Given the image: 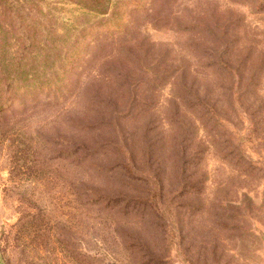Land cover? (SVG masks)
<instances>
[{"label":"rangeland","instance_id":"obj_1","mask_svg":"<svg viewBox=\"0 0 264 264\" xmlns=\"http://www.w3.org/2000/svg\"><path fill=\"white\" fill-rule=\"evenodd\" d=\"M28 2L7 0L2 5L8 10L0 15V101L13 97L7 103L12 105L9 124L0 127V264H134L116 233L124 229V219L94 204L95 196L122 191L125 146L146 136L147 143L135 148L137 154L146 153L155 133L162 132L159 124L173 116V90L180 94L182 81L171 86L170 65L188 69L206 63L190 57L197 47L181 26L208 21L214 31L227 29L240 42L239 54H264V0H111L120 27L92 37L84 36L89 24L106 21L80 5ZM153 6L154 11L148 10ZM123 36L143 50L108 42ZM160 55L165 56L161 65L156 61ZM251 63L257 65L252 60L243 65ZM248 95L242 100L252 110L259 101L247 103ZM226 106L219 112L231 116L227 126L245 132V108L228 109L229 99ZM186 117L180 113L178 121L194 120L191 114ZM75 150L78 155L72 154ZM206 156L205 209L191 215V209L187 213L174 203L167 210L156 199L161 219L152 212L143 234L148 242H158L160 251L145 249L147 257L163 255L169 264H264V175L237 184L259 207L249 211L247 197L236 196L230 186L224 189L230 193L219 191L234 173L230 166L214 153ZM153 162L136 159L137 174L145 179L149 166L156 167ZM262 167L264 172V162ZM136 184L143 192L142 180ZM212 200L226 205L218 213L222 219L211 218L217 208L208 212ZM230 202H241L242 210L228 208ZM207 218L212 227L220 220L247 230L210 231L209 240L217 241L219 251L216 258H207L199 248Z\"/></svg>","mask_w":264,"mask_h":264},{"label":"trees","instance_id":"obj_2","mask_svg":"<svg viewBox=\"0 0 264 264\" xmlns=\"http://www.w3.org/2000/svg\"><path fill=\"white\" fill-rule=\"evenodd\" d=\"M36 1L42 0H29L28 3H35ZM63 1L74 2L84 8L87 13L102 18L100 21H106L101 26L97 22L89 24L88 31L86 34L84 33V36L91 35L92 37L97 32L113 31L120 27L116 23L117 19L119 20L118 13L110 11L111 0ZM6 2L7 0H0V15L8 10L2 5ZM148 10L154 11V6ZM181 27L187 33V39L189 38L188 40H191V43L197 47V51L191 50L189 52L190 57L199 61L204 58L206 63L188 69H179L175 63L170 65V69L166 70V73L167 79H172L171 86L175 88L178 82L182 81L181 93L178 94L175 89L173 90L175 95L172 100V105L175 106L173 116L170 115L159 124L162 132L159 135L158 132L155 133L153 145L146 153L139 151L137 154L135 152V148L140 149L139 142L147 143L146 136H143V141L138 138L130 146H125L122 152L124 157L122 164L125 171H121L120 174L122 191L110 196L94 195L96 197L94 204H103L110 211L120 214L124 219L120 222V227L124 229L122 231L115 229V231L134 264H169L163 255L154 259L147 257L145 249L154 250L159 255L160 244L147 241V236L143 234L144 223L150 221L152 212H155L157 216L161 212V207L156 199H160V204L165 205L167 210H170L171 204L175 203L176 208L188 210L187 213H190L189 209H191V215L195 213L200 215L203 212L205 204L202 197L206 193L209 178L205 161L206 155L210 152L227 163L234 172H230L231 174L227 177L229 182L220 187L219 191L230 186L236 196L241 195L250 200V203L245 205L246 209L250 211V208H259L256 207L257 203L252 196L237 189L239 186L237 184L253 180L260 181L264 175L262 172V163L264 162V54H261L262 51L256 55L248 52L239 54L240 42L232 38L227 29L219 30V32L214 31L208 21H191ZM121 38L120 41L112 39L108 42L112 44L119 42L118 45H127L128 43L132 46L136 45L137 41L132 42L130 37L123 36ZM136 46L143 50L142 46ZM79 54L78 50L76 57ZM164 58V55H160L156 61L161 65ZM257 59L260 60L259 63H257ZM250 60L257 65L254 63L243 65ZM2 85L4 84H2L0 77V86ZM246 91L249 94L245 99L247 103L252 104V102L259 101L256 103L258 106L253 105L252 110L246 108L245 102L242 100ZM12 98L11 94V96L3 99L4 104L0 101V127L9 124L6 117L9 107L12 105H7V103H10ZM227 99L232 102V106L228 109L235 111L245 108L243 110L244 115H246L245 119L249 121V126L245 132L243 130H231L227 126V123L232 122L231 116H224L219 112V109L225 110L227 108ZM235 102L238 104L235 105ZM180 113L185 118L191 114L194 120H190V124L188 120L184 119L179 122ZM154 129H156L155 126ZM166 138L167 140L172 138L171 142L168 143ZM72 154L78 155L79 152L75 150ZM60 155L62 156V153ZM144 157L156 164V167L149 166V172H147L145 179L137 174L136 170L139 168L135 164L136 159H144ZM139 180H142L144 185L143 192L136 188V183ZM224 191L230 193V190ZM166 194L168 195V202L164 204ZM176 198H179L180 202ZM215 201L210 202L208 212L211 208L217 207L211 218L216 216V218L222 219L218 213L225 209L226 205L222 200L218 204ZM227 206L231 209L240 210L241 208L242 210L241 202L237 204L230 202ZM158 218L161 219V216ZM209 219H203L200 228L202 231V233L199 232L200 254L207 258L209 256L216 258L219 245L217 241L209 240L210 231L217 229L216 227L224 230L239 229L242 232L247 229L238 224L229 226L219 222L220 220L215 222L214 227H212ZM235 220L245 221L243 216H236ZM157 226L161 227L160 224ZM180 230L183 231L182 228ZM163 240L166 241L165 235ZM160 241L162 240L160 239ZM93 258H90L91 263L94 262Z\"/></svg>","mask_w":264,"mask_h":264}]
</instances>
